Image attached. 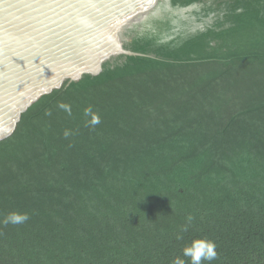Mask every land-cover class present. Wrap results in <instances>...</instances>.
I'll use <instances>...</instances> for the list:
<instances>
[{
	"label": "trees",
	"instance_id": "trees-1",
	"mask_svg": "<svg viewBox=\"0 0 264 264\" xmlns=\"http://www.w3.org/2000/svg\"><path fill=\"white\" fill-rule=\"evenodd\" d=\"M231 9L188 39L133 31L140 55L18 109L0 133V221L29 220L0 223V264H172L199 237L211 264H264V0Z\"/></svg>",
	"mask_w": 264,
	"mask_h": 264
},
{
	"label": "water",
	"instance_id": "water-1",
	"mask_svg": "<svg viewBox=\"0 0 264 264\" xmlns=\"http://www.w3.org/2000/svg\"><path fill=\"white\" fill-rule=\"evenodd\" d=\"M160 0H0V133L37 93L114 66ZM120 61V62H122Z\"/></svg>",
	"mask_w": 264,
	"mask_h": 264
},
{
	"label": "flooded vegetation",
	"instance_id": "flooded-vegetation-1",
	"mask_svg": "<svg viewBox=\"0 0 264 264\" xmlns=\"http://www.w3.org/2000/svg\"><path fill=\"white\" fill-rule=\"evenodd\" d=\"M239 1L245 0H201V2L187 7H173L171 0H160L150 17L125 34L124 46L131 41V38L136 37V34L132 33L133 31L139 32L138 36L146 30L152 31V36L159 34L158 44L178 37L188 39L197 32H203L206 28L213 27L215 23L223 21L228 14L232 13L231 6ZM235 13H241V10H237ZM168 23L172 27L171 30L165 31L160 28ZM227 27L228 25L224 24L220 29Z\"/></svg>",
	"mask_w": 264,
	"mask_h": 264
},
{
	"label": "clouds",
	"instance_id": "clouds-1",
	"mask_svg": "<svg viewBox=\"0 0 264 264\" xmlns=\"http://www.w3.org/2000/svg\"><path fill=\"white\" fill-rule=\"evenodd\" d=\"M59 108L63 109L69 115L72 114L71 106L65 103H60L58 105ZM45 115H51V111H46ZM84 115L89 118L87 121L88 126L95 127L96 125L101 123L100 115L93 111L92 106H89L85 109ZM71 135L70 131L64 132V137L68 138ZM29 220V215L21 212H11L9 213L3 221L0 223L4 225L12 224V225H20ZM189 224L192 222L193 217L189 216L187 218ZM183 231L188 230V226L185 225L182 229ZM180 238V237H178ZM182 256H177L172 261V264H204V262H208L211 264L212 261L218 259V251L217 245L215 241L206 238L199 237L192 239L189 243H187L181 250ZM188 258L187 261L182 258Z\"/></svg>",
	"mask_w": 264,
	"mask_h": 264
}]
</instances>
